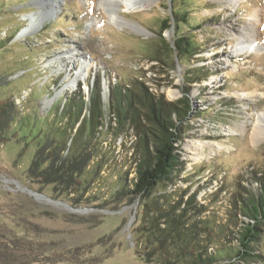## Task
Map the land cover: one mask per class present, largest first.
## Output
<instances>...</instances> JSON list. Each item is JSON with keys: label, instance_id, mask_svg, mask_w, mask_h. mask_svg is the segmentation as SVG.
<instances>
[{"label": "rangeland", "instance_id": "rangeland-1", "mask_svg": "<svg viewBox=\"0 0 264 264\" xmlns=\"http://www.w3.org/2000/svg\"><path fill=\"white\" fill-rule=\"evenodd\" d=\"M149 1L131 11L115 0H0V101L41 116L79 86L87 97L97 81L104 104L115 84L143 86L172 103L188 89L194 115L177 143L175 182L161 187L197 192L207 214L224 223L235 183L249 187L250 172L264 168V141L255 136L264 113V0ZM31 15L39 25L24 34ZM253 15L257 50L237 53L238 34ZM165 18L172 22L159 36ZM181 35L201 45L189 62L158 52ZM191 65L207 77L187 87ZM109 121L105 114L104 130ZM259 124L264 134V120ZM13 131L0 125V224L20 222L44 262L146 264L132 240L139 203L118 195L135 177L136 134H103L96 157L92 148L79 153L72 179L53 182L49 168L31 174L35 143ZM191 143L205 144L198 160L186 148ZM255 250L260 257L250 264H264V228Z\"/></svg>", "mask_w": 264, "mask_h": 264}, {"label": "trees", "instance_id": "trees-1", "mask_svg": "<svg viewBox=\"0 0 264 264\" xmlns=\"http://www.w3.org/2000/svg\"><path fill=\"white\" fill-rule=\"evenodd\" d=\"M173 13L178 11L173 9ZM171 22L170 18L162 21L159 36L170 28ZM176 37L172 44H161L158 52L188 62L201 52V45L190 36ZM1 42L6 44L5 40ZM203 70L191 65L188 72L192 78L187 77V87L207 77ZM97 82L87 97L79 86L74 94L61 96L41 116L18 111L12 101H0V125L12 128L16 137L23 136L35 143L31 174L42 177L45 168H49L53 176L58 174L51 181L65 177L70 180L76 172L77 155L92 148L96 157L103 134L119 138L134 132L138 140L134 151L135 177L118 195L139 203V222L132 229L137 256L146 264L255 262L260 257L255 245L264 228V168L250 172L249 187L241 181L235 183L226 220L217 221L216 215L207 214L197 192L187 188L166 191L161 187L175 182L179 162L177 143L182 138L183 126L194 115L186 97L189 90L172 103L154 99L143 86L121 88L115 84L104 104ZM105 114L110 115V121L104 130ZM13 224H0V264H71L67 257L44 262L46 256L33 245L26 230L19 229L20 222Z\"/></svg>", "mask_w": 264, "mask_h": 264}, {"label": "bare ground", "instance_id": "bare-ground-1", "mask_svg": "<svg viewBox=\"0 0 264 264\" xmlns=\"http://www.w3.org/2000/svg\"><path fill=\"white\" fill-rule=\"evenodd\" d=\"M115 1L120 3V4H123L127 10H131V11L138 10V9H141V8H144V7H147L148 5H150L149 0H115ZM112 16H113L112 17L113 19L116 18V15H112ZM255 19H256V16L253 15V17H251V19L249 20L250 26H248L246 29H243V32L241 34H238L239 35L238 37H240V38H238V42H237V45L235 47V51H237V53L243 52V51L257 50L254 47V43H253L255 36L252 32L253 27L251 25V23H253ZM26 20L28 22V25L25 28L24 34H28L29 31L31 32L34 29H36L39 25L40 18H37L34 15H31L28 18H26ZM257 117H258V123H257V129H256L257 132H256L255 136H257L258 138L260 137L259 141H264V134L260 133V131H263V130H262V128H260L261 125L259 124V123H262L264 120V113L257 114ZM258 135H260V136H258ZM204 145L205 144H202V143H196V144L191 143L190 145H186V148L188 150H191V152H193L192 153L193 159L198 160L203 155ZM48 202H50V201H48Z\"/></svg>", "mask_w": 264, "mask_h": 264}, {"label": "water", "instance_id": "water-1", "mask_svg": "<svg viewBox=\"0 0 264 264\" xmlns=\"http://www.w3.org/2000/svg\"><path fill=\"white\" fill-rule=\"evenodd\" d=\"M27 194L30 195V196H32L35 199H41V200H44L45 199L47 201L50 200L49 198L45 197L44 195L39 194V193L32 192L30 190H27Z\"/></svg>", "mask_w": 264, "mask_h": 264}]
</instances>
